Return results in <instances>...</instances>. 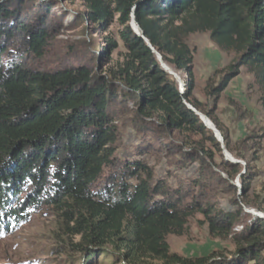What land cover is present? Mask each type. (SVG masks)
<instances>
[{"label": "trees", "instance_id": "16d2710c", "mask_svg": "<svg viewBox=\"0 0 264 264\" xmlns=\"http://www.w3.org/2000/svg\"><path fill=\"white\" fill-rule=\"evenodd\" d=\"M79 1L87 7L86 20L102 30L119 17L127 55L123 67L109 79L85 66L41 70L29 65V56L42 60L47 55L53 39L51 8H32L35 14L29 17L26 3L35 5V0H0V240L51 208L61 218L64 237L80 238L77 247L85 260L118 255L126 264H264L262 219L235 234L231 257L189 259L172 254L167 238L183 235L196 213L207 219L212 233L224 235L243 210L237 198L233 202L237 212H214L195 196L189 202V191H175L163 180L155 183L141 154L126 163L121 177L114 176L112 184L95 190L105 168L115 165L118 131L111 105L120 101L126 106L133 103L136 121L143 125L138 132L144 135L164 130L209 141L231 188L236 190L231 183L239 178L242 203L254 207L248 194L256 173L249 162L243 168L242 163L226 161L223 145L231 155L245 157L235 153L215 108L206 110L195 98V57L188 39L209 33L221 51L239 55L220 84L210 86V96L218 101L244 69L253 76L248 88L261 93L264 111V0ZM134 15L143 37L132 27ZM146 41L175 74L186 75L184 93ZM107 47L106 58L118 43L109 40ZM190 107L216 126L223 144ZM211 154L201 146L187 151L185 161H201L205 167Z\"/></svg>", "mask_w": 264, "mask_h": 264}, {"label": "rangeland", "instance_id": "374dc122", "mask_svg": "<svg viewBox=\"0 0 264 264\" xmlns=\"http://www.w3.org/2000/svg\"><path fill=\"white\" fill-rule=\"evenodd\" d=\"M35 1V5L32 2L26 3L25 15L31 17L35 14L32 8L38 6L44 10L51 8L49 21L53 39L46 57L38 60L29 56V65L41 70L85 66L107 79L123 67L127 50L120 39L122 27L118 16L106 30H102L86 20L87 7L79 0ZM109 40L117 42L118 49L106 58L104 55ZM188 44L195 57V98L206 110L215 108L214 115L223 132L229 136L235 153L245 157V160L231 156L242 163L243 168L249 162L256 173L248 194L254 207L242 203L244 192L239 178L231 183L236 190L231 188L228 175L221 166L220 156L209 141L178 132L167 134L164 130L144 135L138 132L143 125L136 121L133 103L126 106L120 101H114L111 105V117L118 131V140L114 146L115 165L105 168L95 190H103L112 184L114 176L121 177L126 163L141 154L153 170L154 182L163 180L175 191H189V202L195 196L205 208H212L214 212H237V207L233 205L237 198L243 213L229 234L212 233L207 219L196 213L189 219L183 235H170L167 238L171 253L184 258L211 255L231 257L236 250L235 234H240L245 227L261 219L254 213L264 215V211L256 208L262 207L264 210V139L260 138L264 132V111L260 104L261 93L257 89L249 90L253 76L243 69L217 101L210 96L209 88L220 84L229 66L239 59V55L221 51L209 33L190 35ZM179 78L183 82L186 75L181 73ZM114 86L117 90L119 84L115 82ZM247 138L253 140L244 143ZM201 146L212 153L213 160H207L208 166L203 167L201 161L186 162V152ZM254 158H258V161H254ZM198 180L202 182L199 186L196 185ZM60 221L58 213L45 208L43 212L35 214L29 223L5 235L0 240V264H126L118 255L85 260L77 247L80 238L64 237Z\"/></svg>", "mask_w": 264, "mask_h": 264}, {"label": "water", "instance_id": "95a60500", "mask_svg": "<svg viewBox=\"0 0 264 264\" xmlns=\"http://www.w3.org/2000/svg\"><path fill=\"white\" fill-rule=\"evenodd\" d=\"M133 23L137 25V23H136V19H135V15L133 16ZM133 23H132V27H133ZM137 26H138V25H137ZM138 28H139V26H138ZM133 29H134V27H133ZM134 31H135V29H134ZM135 33L137 34V36H139V37H143L142 32H141V33H138V32L135 31ZM146 42L148 43L149 47L152 48L151 45H150V43H149V41H146ZM152 50H153L154 53L157 54V57H158L159 61L161 62L163 69H164L166 72H168V71H167V66H166L165 63L163 62V59H162L161 55L158 54L153 48H152ZM169 74L173 75V73H169ZM175 79H176V80L179 82V84H180L181 92L184 93V83L181 81V79H180L179 77H177V75H175ZM190 109H191L196 115H198V116L200 117L201 120L203 119V117H202L203 115H202L200 112L196 111V110L193 109L192 107H190ZM202 121H203V120H202ZM204 124H205V123H204ZM205 126L207 127L206 124H205ZM207 128H208V127H207ZM217 130H218V129H217ZM217 130H214V131H213L214 136H215V138H216L221 144H223V138H222V135H221L220 131L218 130V132H217ZM223 149H224V155H225L226 161L231 162V163H233V164H240L239 161L229 160V159H228V155L231 156V154L225 149V146H224V145H223ZM254 215H255L256 217H260L261 219H264V215H263V214H261V215H259V214H254Z\"/></svg>", "mask_w": 264, "mask_h": 264}, {"label": "bare ground", "instance_id": "6f19581e", "mask_svg": "<svg viewBox=\"0 0 264 264\" xmlns=\"http://www.w3.org/2000/svg\"><path fill=\"white\" fill-rule=\"evenodd\" d=\"M133 27H134V29H135V31L136 32H138V33H141V31L139 30V28H138V26L136 25V24H134L133 23ZM167 71L169 72V73H173V77H175V75H177V74H175L174 73V71L172 70V69H170L169 67H167ZM177 77H179L178 75H177ZM203 115V114H202ZM203 117V123H205L206 125H207V127H208V129L209 130H211L212 132L214 131V130H217V128L215 127V125L205 116V115H203L202 116ZM217 132H218V130H217ZM228 159L229 160H234V161H236L234 158H233V156H230V155H228ZM254 214H258V213H254Z\"/></svg>", "mask_w": 264, "mask_h": 264}]
</instances>
